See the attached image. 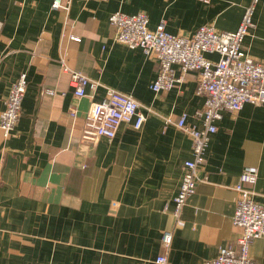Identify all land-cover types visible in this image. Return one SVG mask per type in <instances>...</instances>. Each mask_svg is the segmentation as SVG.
Masks as SVG:
<instances>
[{"label": "crops", "instance_id": "0c3cea01", "mask_svg": "<svg viewBox=\"0 0 264 264\" xmlns=\"http://www.w3.org/2000/svg\"><path fill=\"white\" fill-rule=\"evenodd\" d=\"M51 2L0 0V113L10 85L21 74L27 81L14 131L5 139L0 130V264H155L164 230H173L167 264H204L236 247L233 187L245 169L257 170L253 200L264 204V106L221 114L199 173L205 179L175 227L173 198L191 158L175 122L186 114L187 124L200 126L198 75L174 67L175 87L154 93L158 62L116 43L109 18L144 13L150 30L164 21L168 33L186 38L203 26L231 33L252 0H63L58 11ZM253 22L244 45L264 65V0ZM64 67L97 88L75 97ZM108 88L153 114L140 131L122 125L114 139L92 144L81 137L83 121ZM249 256L264 264L262 239L251 242Z\"/></svg>", "mask_w": 264, "mask_h": 264}, {"label": "built area", "instance_id": "2783aa9c", "mask_svg": "<svg viewBox=\"0 0 264 264\" xmlns=\"http://www.w3.org/2000/svg\"><path fill=\"white\" fill-rule=\"evenodd\" d=\"M197 1L202 4L210 2ZM62 2L63 0H52L51 10L62 9ZM258 2L259 0H252L245 9L235 32H219L212 26H203L190 38L168 33L164 21L150 30L144 13L126 15L117 12L109 18L110 24L115 28L116 43L131 50L139 49L143 55L153 56L158 62L159 73L151 85L154 93L168 92L175 87L180 79L176 77L174 67H178L182 75L189 72L198 75L196 94L204 98V104L193 117L199 121L200 126L187 124L186 114H182L175 122L177 129L191 143V158L183 163L180 188L173 198L172 217L175 227L182 223V209L187 200L195 193L198 183L205 179L200 178L199 173L205 165L208 143L210 137L217 132L216 123L221 119V114L236 113L246 104L264 106V65L256 63L244 45L245 37L255 27L253 14ZM209 54L217 55V61L206 58ZM64 70L71 74L75 97L86 96L87 87L92 91L97 88V83L84 75L69 71L67 67ZM26 86V75L21 74L9 87L4 110L0 113V130L5 139L11 136L19 121ZM42 92L54 94L52 91ZM150 114H153L150 107L108 88L100 101L91 103L83 121L81 137L92 144L97 143L100 138L112 140L121 125L137 132ZM70 115L74 117L75 113ZM166 123L172 122L167 119ZM256 179L257 170L247 168L233 187L237 199L232 225L241 231L236 247L220 249L217 257L204 264H255L249 256L251 242L256 239L264 241V204L253 200L252 186ZM172 240L173 230H164L160 237L164 254L156 258L155 264H167V253Z\"/></svg>", "mask_w": 264, "mask_h": 264}, {"label": "bare ground", "instance_id": "6f19581e", "mask_svg": "<svg viewBox=\"0 0 264 264\" xmlns=\"http://www.w3.org/2000/svg\"><path fill=\"white\" fill-rule=\"evenodd\" d=\"M122 126V125H121ZM125 126V125H124Z\"/></svg>", "mask_w": 264, "mask_h": 264}]
</instances>
